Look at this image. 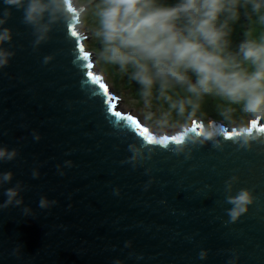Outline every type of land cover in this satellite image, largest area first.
<instances>
[{"label":"water","instance_id":"1","mask_svg":"<svg viewBox=\"0 0 264 264\" xmlns=\"http://www.w3.org/2000/svg\"><path fill=\"white\" fill-rule=\"evenodd\" d=\"M77 21L55 29L36 50L21 11L13 9L6 24L14 55L0 69V145L16 149L17 157L0 163V171L11 170L24 191L21 205L0 209V264H226L221 250L230 248L240 251V264H264V145L239 150V129L226 128L222 149L206 142L177 155L171 149L184 144L183 131L165 140L116 107L93 71ZM261 122L250 127L264 135ZM202 127L192 125L190 134ZM133 139L153 147L151 159L135 169L126 163ZM65 160L73 166L63 168ZM232 175L240 177L236 188L254 189L256 199L229 223L223 190ZM41 197L47 207L39 206ZM201 248L210 250L205 261Z\"/></svg>","mask_w":264,"mask_h":264},{"label":"clouds","instance_id":"2","mask_svg":"<svg viewBox=\"0 0 264 264\" xmlns=\"http://www.w3.org/2000/svg\"><path fill=\"white\" fill-rule=\"evenodd\" d=\"M0 69L14 55L11 47L13 32L7 27L12 10L22 12V22L32 29L34 50L52 37L57 28L66 29L77 23L87 27L98 42L94 53L101 69L120 73L129 85H136L138 115L159 137L167 138L183 130L184 144L172 147L177 155L190 154L206 142L222 149L226 128L239 129L236 138L239 150L250 151L264 145V135L253 132L250 122L264 121V0H0ZM244 17L247 21L243 38L234 45L231 39L234 25ZM92 24L86 25L85 18ZM50 57H44V63ZM74 60L73 63L78 61ZM85 59H87L85 57ZM211 100L217 113L210 119L205 111ZM194 121L203 127L191 135ZM119 133H126L123 123L109 121ZM33 138L40 139L33 130ZM157 143H163L162 140ZM143 140L127 143L126 163L133 169L151 159L153 147ZM167 147V145H165ZM17 151L0 145V163L13 161ZM73 161L65 160L63 168ZM57 171L64 175L60 164ZM151 170L146 169L147 175ZM39 175L33 170L32 177ZM11 170L0 171V189L5 199L0 209L23 203L21 181L13 184ZM240 177L232 175L224 182L223 203L229 223L236 222L253 205L256 195L249 187L236 188ZM152 183L145 184L147 189ZM6 185H12L6 187ZM119 196L120 189H113ZM55 203V201H52ZM41 208L48 201L41 197ZM25 214L29 212L24 209ZM189 240L192 237H188ZM131 241L125 242L130 247ZM18 249H13L15 256ZM209 249L201 248L198 258L205 261ZM229 258L226 264H240L241 253L236 248L221 250ZM137 256V259H142ZM113 264H122L115 259Z\"/></svg>","mask_w":264,"mask_h":264},{"label":"flooded vegetation","instance_id":"3","mask_svg":"<svg viewBox=\"0 0 264 264\" xmlns=\"http://www.w3.org/2000/svg\"><path fill=\"white\" fill-rule=\"evenodd\" d=\"M79 20H80V18H79ZM246 26H247V21L242 16L241 20L234 25V31H233L232 37H231V39L233 40L234 45L236 43H238L243 38V33L246 30ZM94 45H95L96 51H97L98 50V42L96 40H95ZM107 71L112 76V83H113L114 91L117 92L118 90H121L125 94V96H122V95H118L116 93V95L114 94V99L116 101H118L119 104H121V105L123 104V105L128 106L130 104L131 107H129V106L125 107V108L129 109V112H128L129 115L132 118H134L137 122L140 121V122L144 123L141 120L140 116L135 112L136 108H139V105L133 103V101L135 99H137V95H136V92H135V87H138V86H136L135 84L133 86L129 85L127 83L126 79L120 73L112 70L111 68H107ZM205 111L209 114V118L210 119H216L217 118V113L214 110V103L211 100H209L206 103ZM139 124L141 125V123H139ZM193 125L203 126V122H202V124H193ZM181 131H183V130H181Z\"/></svg>","mask_w":264,"mask_h":264},{"label":"rangeland","instance_id":"4","mask_svg":"<svg viewBox=\"0 0 264 264\" xmlns=\"http://www.w3.org/2000/svg\"><path fill=\"white\" fill-rule=\"evenodd\" d=\"M85 24L90 26L92 24V18L91 17H86L85 18ZM77 30L79 31L80 34H82V35L85 36L84 43H85L86 49L90 53V58H91V61L93 63V71L96 73V75H98L100 77L101 81H103L104 83H106L110 87L111 92L113 94L116 95V93H117L118 95L125 96V94L121 90H118L117 92L114 91V89H113V83H112V76L108 73L107 68L101 69L100 67L97 66L96 59H95V55H94V53L96 51V47L94 45L95 39L91 36V34L89 33V31L87 30V27H83L82 28L80 26V24L78 23L77 24ZM114 103H115V105H116V107L118 109H120V110H122L123 112H126V113L129 112V109H127L125 107H128V106L131 107L130 104L128 106L123 105V104L121 105L115 99H114ZM137 109L138 108H136V111L135 112L138 114ZM138 122L141 123V126L142 127L147 128V126H146L145 123H142L140 121H138ZM261 123L263 124V121ZM193 124H202V122L201 121H194ZM149 131H151V129H149ZM177 133L178 132H176L175 134H177ZM175 134H170L169 136H173Z\"/></svg>","mask_w":264,"mask_h":264},{"label":"snow or ice","instance_id":"5","mask_svg":"<svg viewBox=\"0 0 264 264\" xmlns=\"http://www.w3.org/2000/svg\"><path fill=\"white\" fill-rule=\"evenodd\" d=\"M73 35H76V32H75V31L73 32ZM81 50L83 51V48H82ZM85 57L87 58V54H85ZM96 79H99V78H96ZM145 131H146V130H145ZM147 139H148L149 141H152L153 138H152V136L149 135V136H147ZM166 139H167V138H166ZM166 139H165V140H166ZM163 142H164V141H163Z\"/></svg>","mask_w":264,"mask_h":264}]
</instances>
